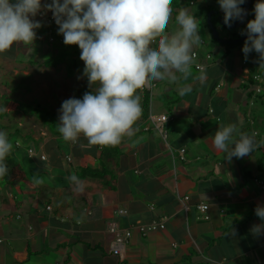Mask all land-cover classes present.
Masks as SVG:
<instances>
[{
    "label": "crops",
    "instance_id": "0c3cea01",
    "mask_svg": "<svg viewBox=\"0 0 264 264\" xmlns=\"http://www.w3.org/2000/svg\"><path fill=\"white\" fill-rule=\"evenodd\" d=\"M175 2L165 32L179 28L181 8H191L202 37L192 52L205 67L192 63L186 80L177 73L179 86L192 88L184 96L167 79L157 80L151 92L138 90L142 115L134 134L125 136L118 154L107 160L103 176L79 177L86 167L102 166L99 145L82 134L73 142L53 132L62 102L90 91L87 79L78 78L85 66L79 46L65 45L56 23L41 22L34 31L50 30L53 40L36 36L33 43L17 42L0 53V109H6L0 111V131L8 139L11 131L21 132L9 139L13 148L6 157L18 179L0 177V264H264V234L250 231L262 223L255 208L264 205L258 182L264 181V79L261 92H253V75L264 68L255 62V51L245 60L242 46L228 48L212 38L207 6L221 9L218 0ZM246 22L236 29L216 26L223 37H237ZM22 102L40 105L56 121L50 126L21 108ZM164 113L170 117L166 140L152 124V116ZM229 124L238 133H255L258 144L231 162L212 144L219 126ZM179 147H185V160L176 155ZM73 174L80 185L66 179ZM201 201L209 205L207 219L199 217ZM119 208L127 212L115 214ZM162 215L167 216L163 227L146 235L132 228L123 253L111 251L108 221L127 228Z\"/></svg>",
    "mask_w": 264,
    "mask_h": 264
},
{
    "label": "clouds",
    "instance_id": "9594fccd",
    "mask_svg": "<svg viewBox=\"0 0 264 264\" xmlns=\"http://www.w3.org/2000/svg\"><path fill=\"white\" fill-rule=\"evenodd\" d=\"M218 3L228 27L248 14L242 7L245 0ZM171 5L172 0H0V53L17 42L33 43L34 29L43 26L35 17L52 12L64 44L81 49L85 66L78 78H86L90 89L82 99L73 96L62 102L58 130L65 141L75 142L82 134L91 145L114 147L134 134L142 115L138 90L167 79L178 85L181 96L192 91L191 86H179L177 73L185 80L191 75L192 48L202 40L198 18L191 8H181L176 16L179 28L167 34ZM254 13L255 19L241 30L247 37L242 52L248 60L255 51V62L264 68V0H258ZM198 79L203 84L206 76L201 74ZM255 136L238 133L235 124L220 125L212 144L231 162L233 157L241 159L254 152L258 146ZM12 148L7 134L0 131V177L10 171L6 157ZM66 179L81 184L75 174ZM255 214L262 223L253 224L250 231L259 236L264 234V205L258 204ZM230 235H236L234 227Z\"/></svg>",
    "mask_w": 264,
    "mask_h": 264
},
{
    "label": "built area",
    "instance_id": "2783aa9c",
    "mask_svg": "<svg viewBox=\"0 0 264 264\" xmlns=\"http://www.w3.org/2000/svg\"><path fill=\"white\" fill-rule=\"evenodd\" d=\"M46 2H51V0H46ZM38 20L46 23L47 25H51L52 23H55L54 19H53V14L52 12H47L46 15L44 14H38L37 15ZM37 38L39 39H43V38H47L49 41L53 40L55 37L53 36V34L51 33V31L49 30L47 32V34H43V33H38ZM193 56H194V66L197 69H203L205 67V64L202 62L197 61L196 59H198V53L196 51L192 52ZM206 57H210V54H206ZM245 63V60L243 61ZM253 79H254V84H253V92L254 93H259L262 90V81L264 79V70L261 73H256L253 75ZM157 85L156 81H152L150 84H148L144 89H142V91H148L151 92L152 89ZM170 117L167 114H160L158 116H152L153 119V126L158 129V131L160 132L161 136L163 137L164 140H166L167 136H168V129L166 127V122L168 121ZM256 139V138H255ZM30 151L32 149H29ZM177 157L181 160H185L186 159V154H185V147H179L177 149ZM175 155V156H176ZM258 182L260 183L261 188L264 190V181L262 179L258 180ZM189 198L188 195H185L183 197L184 199V207L188 208V204H187V199ZM197 209L200 211V215L199 217L203 218V219H207L209 218L208 215V208L209 205L206 202H199L198 204H196ZM47 208H49V206H47ZM127 210L125 208H119V209H114V213L115 214H122V213H126ZM167 220V216L162 215L150 222H146V223H139L134 225L133 227H127V228H123L121 226L118 225V223L115 220H110L107 223V230L108 232L112 235L113 237V242L111 245V251L113 253L116 254H122L124 247L126 246L127 242L129 241L130 237L132 236L133 233V229H136L140 232L141 235H146L147 233H149L150 231L156 230L160 227H163L166 223ZM133 228V229H132ZM2 239L0 238V241ZM55 264H60L59 262L55 263Z\"/></svg>",
    "mask_w": 264,
    "mask_h": 264
},
{
    "label": "trees",
    "instance_id": "16d2710c",
    "mask_svg": "<svg viewBox=\"0 0 264 264\" xmlns=\"http://www.w3.org/2000/svg\"><path fill=\"white\" fill-rule=\"evenodd\" d=\"M176 0H172V6H176L178 5L176 2ZM243 6V5H242ZM254 6V0L251 4L250 10L251 8ZM214 8L213 5H209L207 6V11ZM219 11L217 13H212L211 16V21L213 22V24H217L220 23L219 22V17L220 15L223 14V11L221 9H218ZM206 26L208 27L209 31L211 32V29L209 28V25L206 23ZM244 27V25L242 26ZM240 34H234V36H240ZM212 38L216 41L215 37L212 35ZM221 45H224L226 47H233L236 45H240L243 47L244 41L243 42H237V43H220ZM145 100H148V97L146 96ZM20 107L23 109H29L30 112L36 113L43 121L49 123V125L51 126L53 121H56V116L55 115H48L45 116V114L40 110V105H35L33 106L31 103L29 102H22L20 103ZM53 132L55 133H60L59 130H53ZM100 160L102 162V166L100 168H92V167H86L83 170H81V173H79V177H82L84 175H90V176H103L106 173H108V166H107V160H112L117 154H118V150L116 149V146H100ZM12 162V161H10ZM11 164V163H10ZM8 165V164H7ZM8 168L10 169V171L4 176L5 179L10 182L12 180H17V174L16 171L14 170L12 165H8Z\"/></svg>",
    "mask_w": 264,
    "mask_h": 264
},
{
    "label": "water",
    "instance_id": "95a60500",
    "mask_svg": "<svg viewBox=\"0 0 264 264\" xmlns=\"http://www.w3.org/2000/svg\"><path fill=\"white\" fill-rule=\"evenodd\" d=\"M252 2H253V0H245V4L242 7L247 10L248 14L245 16V18L242 21H239V20L234 21L232 23V26L228 27L224 23V14H222L219 17V22L221 23V25L226 29H236V28L242 27L249 17V11H250V7H251ZM217 12H218L217 9H211L207 13V24L209 25V28L211 29L212 35L215 37V39L221 43H237V42L245 41L247 38L246 35H240L237 37H223L222 35H220L217 26L215 24H213V22L211 21L212 13H217Z\"/></svg>",
    "mask_w": 264,
    "mask_h": 264
},
{
    "label": "rangeland",
    "instance_id": "374dc122",
    "mask_svg": "<svg viewBox=\"0 0 264 264\" xmlns=\"http://www.w3.org/2000/svg\"><path fill=\"white\" fill-rule=\"evenodd\" d=\"M257 1H258V0H254V4H256ZM171 7H172V6H171ZM254 7H255V5L252 7L250 13L253 12ZM172 9H173V11H174V7H172ZM249 20H250V17H248L246 24L248 23ZM43 109H44V108H43ZM40 110L42 111V108H40ZM48 115H49V114H47V113L45 114V116H48ZM18 136H19V137L21 136V132H20V131H11L9 139L13 140L15 137H18Z\"/></svg>",
    "mask_w": 264,
    "mask_h": 264
},
{
    "label": "bare ground",
    "instance_id": "6f19581e",
    "mask_svg": "<svg viewBox=\"0 0 264 264\" xmlns=\"http://www.w3.org/2000/svg\"><path fill=\"white\" fill-rule=\"evenodd\" d=\"M43 156H44V154H43Z\"/></svg>",
    "mask_w": 264,
    "mask_h": 264
}]
</instances>
